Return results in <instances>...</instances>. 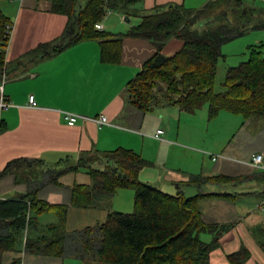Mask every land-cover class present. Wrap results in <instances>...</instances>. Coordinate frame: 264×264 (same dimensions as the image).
Returning a JSON list of instances; mask_svg holds the SVG:
<instances>
[{"label": "crops", "instance_id": "1", "mask_svg": "<svg viewBox=\"0 0 264 264\" xmlns=\"http://www.w3.org/2000/svg\"><path fill=\"white\" fill-rule=\"evenodd\" d=\"M211 1L141 0L130 8L133 14L129 16L108 9L101 21L103 31L109 34L107 38L83 40L52 56L30 60L28 55L40 45L55 42L62 36L68 16L56 13L52 0H0V10L10 24L6 73L2 78L6 76L4 96L12 103L0 111V199H15L29 190L28 184L18 182L15 174H1L10 161L41 159L49 167L60 168L76 163L82 156L103 159L116 149H127L145 160L140 171L144 183L168 193L181 190L185 195L189 190L191 193L186 197L209 194L199 200L203 221L235 225L221 240L231 241L229 252L223 251L224 248L215 250L211 264L220 261L229 264L226 255L243 244L252 253L247 264H264V252L251 233L255 226L264 227V168H254L250 162L252 155H264V117L222 111L213 118L221 120L214 127L216 130L206 135L208 121L212 120L208 105L203 106V113L200 111L203 107L189 113L167 103L143 111L133 106L127 95L128 83L156 53L157 47L148 39L125 36V33L158 6L180 4L188 9H200ZM254 1V6L247 5L264 9V0ZM111 38L122 39L117 62L102 58L101 43ZM262 42L257 40L256 44ZM183 45L182 40L170 38L163 53L171 56ZM30 96H34L35 106L30 105ZM68 112L90 118L105 114L109 124L98 126L79 118L71 126L65 118ZM160 129L164 132L158 138L156 133ZM214 176H226L229 180H204L201 187L191 183L198 177ZM252 180L263 182L251 183L254 187L237 191L240 182ZM91 183V174L79 169L63 174L57 183L43 186L37 198L49 204L50 209L39 216V229L47 226L41 218L52 212L58 214L60 206L68 207V216L72 212H89L91 208L99 210L103 202L89 208L72 204L74 188ZM197 187L203 191L195 193ZM122 192L128 199L126 212H132L134 194ZM224 193L235 196H219ZM66 259L26 252L22 247L6 251L2 264H66Z\"/></svg>", "mask_w": 264, "mask_h": 264}, {"label": "trees", "instance_id": "2", "mask_svg": "<svg viewBox=\"0 0 264 264\" xmlns=\"http://www.w3.org/2000/svg\"><path fill=\"white\" fill-rule=\"evenodd\" d=\"M139 1L52 0L53 10L68 16V26L57 41L42 44L29 54L30 60L52 56L83 40L107 38L106 31L96 28L107 10L129 16L133 14L130 8ZM225 12L227 17L216 19ZM9 25L0 10V79L6 73ZM255 30H264V9L251 7L245 0H213L200 9L180 4L156 7L125 33L148 39L157 47L127 85L130 103L149 111L156 106V95L161 92L165 93L164 102L177 105L184 112L192 113L208 105L210 119L222 111L264 117V42L250 45L248 59L229 67L222 90H215L218 64L225 57L223 46ZM170 38H178L184 45L167 56L163 49ZM121 41L111 38L101 43L104 61L120 59ZM114 44L119 48H114ZM145 164L141 156L121 148L103 159L82 156L76 163L60 168L49 167L41 159L10 161L1 174H15L16 180L26 182L29 190L15 199H0V264L6 251L22 247L34 254L62 258L68 255L71 248L67 239L72 235L65 229L68 207H57L59 221L40 230L38 218L50 205L40 201L37 193L46 184L57 183L63 174L79 169L91 174L92 183L74 188V206H98L119 189L135 190L132 212L113 211L106 222L87 227V232L98 233V238L87 244L97 257V264H211L212 253L221 247V237L234 224L203 221L199 200L209 194L186 197L181 190L168 193L141 181L139 175ZM204 180L214 182L229 177H198L191 183L201 187ZM203 233L211 234L212 240L203 241ZM251 233L264 252V227L255 226ZM226 258L229 264H247L251 252L242 245Z\"/></svg>", "mask_w": 264, "mask_h": 264}, {"label": "rangeland", "instance_id": "3", "mask_svg": "<svg viewBox=\"0 0 264 264\" xmlns=\"http://www.w3.org/2000/svg\"><path fill=\"white\" fill-rule=\"evenodd\" d=\"M247 4L254 6L255 1H247ZM243 37V38H242ZM239 38V40L233 42H229L228 46H225L223 52L227 55L225 59H221L219 64H218V73L216 77V84H215V90L220 91L223 88V81L225 80V75H226V70L231 67V66H236L240 62H243L244 60L248 59L249 51L248 47L252 44H256L257 40H262L264 42V30H255V31H250L248 34L244 35ZM165 99V93H157L156 95V105L162 106L166 103L164 102ZM207 106V105H206ZM204 106V107H206ZM204 107L200 110L201 113H203ZM221 120L214 121V119L211 120V122L208 121V130H206V135H209L213 130H216V125L219 123ZM212 154V153H211ZM141 181H144L142 175L139 176ZM145 182V181H144ZM263 181H245V182H240L237 188V191L241 192L245 188H248L249 186L254 187L251 183H255L258 185V183H262ZM235 184V183H234ZM236 188V187H234ZM124 189V188H123ZM125 193H133L134 196H131V203L133 202V209H134V198H135V190L132 188H125V190L119 189L111 198L106 199L103 201V203L100 205L99 210L91 208V210H85L82 212H72L67 215V221H66V226L65 229L67 233H72V235L67 239L68 240V245L70 246L71 250L68 252V255L66 256V264H97V257L94 255L93 250L91 247H87V244L92 242L94 239L98 238V233L96 232H87L86 229L87 227H95V223L100 222V224L106 222L108 220V215L109 213L113 211H119L122 210L123 212L127 213L126 210L127 208V203L128 199L126 196L123 194ZM203 189L200 187H197L195 193H200L202 192ZM170 193V192H169ZM191 192L189 190L186 191L185 195L188 196ZM237 202L240 201V197H236ZM130 203V201H129ZM200 209V208H199ZM201 210V209H200ZM202 212V211H201ZM130 213V212H129ZM58 214H55L52 212L50 216H45L44 218H41V222L45 225H48L50 223H57L59 221V218L57 216ZM51 217H53V221L50 220ZM52 221V222H51ZM222 224H228L230 225L231 223H222ZM45 225L43 227H45ZM235 226V225H234ZM234 228V227H233ZM233 228H230L229 231L233 230ZM228 231V232H229ZM226 232V233H228ZM225 233V234H226ZM224 236V235H223ZM202 240L205 242H210L212 240V235L209 233H203L201 235ZM223 237H221L222 240ZM221 243V249L224 250H230L231 246V241L226 242V243ZM244 245V244H243ZM242 246V245H241ZM248 248V247H247ZM240 249V247L238 248ZM249 249V248H248ZM250 251V249H249ZM229 252V251H227ZM251 252V251H250ZM227 254V253H226ZM230 254V253H228ZM227 254V255H228ZM226 255V256H227ZM252 255V253H251ZM220 264H223V261H220ZM214 263V262H213ZM212 263V264H213ZM228 263V262H227Z\"/></svg>", "mask_w": 264, "mask_h": 264}, {"label": "built area", "instance_id": "4", "mask_svg": "<svg viewBox=\"0 0 264 264\" xmlns=\"http://www.w3.org/2000/svg\"><path fill=\"white\" fill-rule=\"evenodd\" d=\"M96 27L100 31L104 30V25L101 22L97 23ZM8 32H10L9 27H8ZM5 83H6V76H4L2 78V80L0 81V111L5 110V109L12 106V103L7 101L5 96H4ZM29 102H30V105H32V106L36 105V101H35L34 96H30ZM65 118L67 119V123L71 126L75 125L79 118H83L85 121L95 122L98 126L109 124L108 117L105 114H101L98 117L90 118V117H82L76 113L68 112V113H66ZM163 132L164 131L162 129L158 130L156 133V137H158V138L161 137ZM263 158H264V155L262 153H256V154L252 155L250 162L254 168H264L262 166ZM213 159L216 160L217 156L213 157Z\"/></svg>", "mask_w": 264, "mask_h": 264}, {"label": "water", "instance_id": "5", "mask_svg": "<svg viewBox=\"0 0 264 264\" xmlns=\"http://www.w3.org/2000/svg\"><path fill=\"white\" fill-rule=\"evenodd\" d=\"M227 16H228V13L225 12V13H223V14L218 15V16L216 17V19H221L222 17H227Z\"/></svg>", "mask_w": 264, "mask_h": 264}]
</instances>
